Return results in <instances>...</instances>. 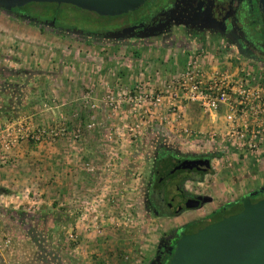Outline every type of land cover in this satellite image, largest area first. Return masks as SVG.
<instances>
[{"label":"rangeland","instance_id":"rangeland-1","mask_svg":"<svg viewBox=\"0 0 264 264\" xmlns=\"http://www.w3.org/2000/svg\"><path fill=\"white\" fill-rule=\"evenodd\" d=\"M75 14L88 16L76 10ZM174 37L175 42L154 37L93 46L40 33L0 9V158L16 162L18 157L9 155L13 149L41 142L70 144L69 157L93 146L91 155L96 157L95 168L82 160L80 173L68 178L65 199L47 204V191L41 196L34 194L35 188L27 191L29 201L19 209L44 215L41 222L29 218L38 229L40 247L5 213L16 205L11 199H24L23 190L0 185V214H5L4 219L0 216V264H145L170 227L264 184V154L231 165L213 158L208 180L185 184L186 189L211 194L212 202L178 217L147 212L143 191L158 142L152 128L159 124L152 111H172L167 99L155 108L150 100L139 105L128 96L139 88H163L190 60L207 68L237 64L216 38L191 37L179 46ZM9 108L16 118L8 117ZM195 111L199 126L201 109ZM207 121L208 129L220 125ZM166 144L186 153L211 151L209 144L190 146L173 137Z\"/></svg>","mask_w":264,"mask_h":264},{"label":"flooded vegetation","instance_id":"flooded-vegetation-1","mask_svg":"<svg viewBox=\"0 0 264 264\" xmlns=\"http://www.w3.org/2000/svg\"><path fill=\"white\" fill-rule=\"evenodd\" d=\"M75 10L88 16L79 17ZM5 12L15 20L34 26L40 33H51L93 46L102 45L101 42L154 37H169L175 42L173 36L177 38L175 44L181 46L188 38L209 35L224 44L234 61H248L264 67V13L259 0H146L138 9L117 16L100 15L70 3L57 2H29ZM105 17L112 19L105 20ZM125 27L133 29L119 38L110 35ZM152 32L154 35L145 36ZM206 158L209 157L205 153H186L173 145L157 143L151 167L156 177L155 180L148 179L143 191L147 212L162 217H178L212 202L213 199L198 207H187L189 202L198 200L200 196L211 197L205 192L186 189L185 184L189 180L203 181L213 167L199 162L190 167L183 161ZM198 176L202 180L196 179ZM246 196L252 202L264 199V184L206 211L202 216L191 217L170 227L166 234L160 236L152 257L145 264H167L176 241L183 234L220 220L221 208L227 207L231 214L240 211V204L243 207L242 199Z\"/></svg>","mask_w":264,"mask_h":264},{"label":"built area","instance_id":"built-area-1","mask_svg":"<svg viewBox=\"0 0 264 264\" xmlns=\"http://www.w3.org/2000/svg\"><path fill=\"white\" fill-rule=\"evenodd\" d=\"M236 63L226 68H207L190 60L186 69L170 78L163 88L152 92L139 88L128 100L139 105L150 100L157 108L167 99L173 120L184 118L186 105L195 103L209 121H220V125L210 129L180 127L188 145L202 139V143L221 151V159L230 165L250 157L257 159L264 154V67Z\"/></svg>","mask_w":264,"mask_h":264},{"label":"water","instance_id":"water-1","mask_svg":"<svg viewBox=\"0 0 264 264\" xmlns=\"http://www.w3.org/2000/svg\"><path fill=\"white\" fill-rule=\"evenodd\" d=\"M29 2L70 3L95 11L100 15L117 16L138 9L146 0H0V8L9 10ZM264 13V0H259ZM133 27H125L110 35L119 38ZM154 33L146 34L152 36ZM143 37V36H141ZM192 167L211 165V159L184 160ZM212 197L200 196L187 207H198ZM243 207L236 213L224 216L195 232L183 234L177 241L167 264H264V199L252 202L249 196L242 199Z\"/></svg>","mask_w":264,"mask_h":264},{"label":"crops","instance_id":"crops-1","mask_svg":"<svg viewBox=\"0 0 264 264\" xmlns=\"http://www.w3.org/2000/svg\"><path fill=\"white\" fill-rule=\"evenodd\" d=\"M186 114L184 118H181L179 120H173V114H166V112H163L164 109H159L158 111H152L153 116L157 117V121L159 124H154L155 126L163 128V130H166L171 135H173L175 138H178V140L183 141L186 143L187 138L183 135L180 131V127L182 126H190V127H197L200 129L208 128L209 122L204 119L205 115L201 111V124L198 126V120L196 119V116L198 115L195 109H198L199 106L195 103H188L186 105ZM164 119V120H163ZM166 119V120H165ZM168 119V121H167ZM161 120H163L161 122ZM204 121V122H203ZM180 132V133H179ZM197 142L202 141V139L196 140ZM70 144L67 143H37V144H28L23 143L20 146H17L15 149H13L9 155L14 156L16 155L18 157V160L13 157V159L17 160L16 162L12 161H4L0 158V185H4L10 188L14 189L15 191H21L23 190L24 199H11V201L15 202L16 205L11 206L15 210H20L19 205L24 202H28L29 198L27 194V191L29 189H37L38 192H34V194H38L41 196L42 193L47 194L44 201L47 204L55 203L52 199H59L60 197H67L65 195L66 185L68 183V178H71L72 173H80L81 166L84 167V164H82V160L86 165H89V169H93L96 166H94V161L96 160V157H93L91 155V151L93 150V146H84V150L82 153H80V156L84 154V157L82 155V158L78 156L77 152L73 151L70 154H72V157H69V146ZM82 148V146H81ZM80 148V151L82 150ZM255 160V159H254ZM264 161V159L262 160ZM262 163V162H260ZM72 167V168H70ZM216 174L213 176L215 177ZM203 180H208L207 178H204ZM203 181L199 182L202 183ZM73 184V181H72ZM21 185L22 188H18L17 190L14 188V186ZM40 188H39V187ZM74 186V184H73ZM75 187V186H74ZM45 188L47 190H45ZM17 193V192H16ZM13 195V193H12ZM212 199L214 200V197L210 195ZM227 202V201H226ZM222 204V203H221ZM220 204H218L215 207H212V209L218 207ZM205 206V205H204ZM198 208L195 210H201L204 208ZM13 209V210H14ZM24 209V208H22ZM211 209V210H212ZM186 213V212H185ZM205 213V212H204ZM204 213L200 215H195L193 217L202 216ZM184 214V213H183ZM5 214H0V216L4 219ZM192 217V218H193ZM61 221V219L56 220V222ZM5 222V220H4ZM13 222V221H12ZM1 228V226H0ZM1 250V249H0Z\"/></svg>","mask_w":264,"mask_h":264},{"label":"trees","instance_id":"trees-1","mask_svg":"<svg viewBox=\"0 0 264 264\" xmlns=\"http://www.w3.org/2000/svg\"><path fill=\"white\" fill-rule=\"evenodd\" d=\"M0 9H2V8H0ZM17 9H19V8H17ZM2 10L8 11V10H4V9H2ZM7 107H9V105L6 106V108ZM6 111H8V113H9L8 114L9 118H11V119L16 118V115H11L10 108ZM152 131L154 132V138H156V142L158 141L157 143H160V144H165L167 139H171V137L175 138L169 132H167L166 130H163V128L158 127V126L153 127ZM197 144L198 143H195L194 145H197ZM209 148L211 151L206 154L209 158L213 159V158H219L222 156L223 153L221 151H219L215 146H209ZM152 171L149 175V179L155 180L156 176L153 175L154 171L153 172ZM210 172H212V170ZM196 179L202 180V178L199 176ZM230 205H232V204H229L228 206H230ZM241 209H242V205L240 204L239 210H241ZM220 211H221V213L219 215L220 218H223V216H227V215L231 214V211H228L227 207H225V209L221 208ZM5 213L7 215H9L16 223H18L20 225L22 230L29 236L30 241L34 245H36L37 247L41 246L42 242H41V238H40L38 229L31 224V222L29 221V218L32 219L33 221L36 219V220L41 222V220L44 218L43 214H41V213L33 214L31 212H25V211H20V210H12L9 212L6 211Z\"/></svg>","mask_w":264,"mask_h":264}]
</instances>
